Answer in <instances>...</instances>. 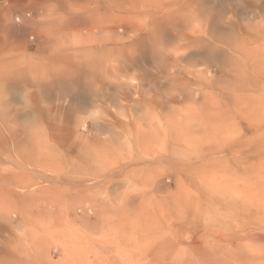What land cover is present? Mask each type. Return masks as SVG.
<instances>
[{
	"label": "rangeland",
	"instance_id": "374dc122",
	"mask_svg": "<svg viewBox=\"0 0 264 264\" xmlns=\"http://www.w3.org/2000/svg\"><path fill=\"white\" fill-rule=\"evenodd\" d=\"M11 1H0V264H34L42 242L68 264L61 230L84 263L138 261L152 245L190 260L200 245L264 252V235L245 237L264 234V0Z\"/></svg>",
	"mask_w": 264,
	"mask_h": 264
},
{
	"label": "bare ground",
	"instance_id": "6f19581e",
	"mask_svg": "<svg viewBox=\"0 0 264 264\" xmlns=\"http://www.w3.org/2000/svg\"><path fill=\"white\" fill-rule=\"evenodd\" d=\"M28 34V33H27ZM28 82V81H27ZM238 98V97H237ZM143 123V122H142ZM141 124V123H140ZM193 130V129H192ZM185 132V131H184ZM189 131H187V133H188ZM191 133V132H190ZM196 135V134H195ZM245 135V134H244ZM252 135V134H251ZM200 138V137H199ZM190 139V138H189ZM189 142H190V140H189ZM200 145V144H199ZM198 145V146H199ZM224 151H227L228 150V148H225V149H223ZM222 150V151H223ZM177 151V150H176ZM178 152V151H177ZM184 152V151H183ZM219 152H221V151H219ZM153 153V152H152ZM181 155V154H180ZM190 155H191V153H190ZM169 156V155H168ZM173 156V155H172ZM247 157H253V158H260L261 157V154L260 155H258V154H256V153H250V154H248V155H246ZM180 157V156H179ZM193 157V156H192ZM243 157V156H242ZM190 158V157H189ZM239 158H241V157H239ZM243 158H245V157H243ZM173 159V158H172ZM185 159V158H184ZM186 159H188V158H186ZM238 159V158H237ZM188 160H190V159H188ZM239 160V159H238ZM144 162V161H143ZM164 163H166V164H168V163H171V160H170V157H167V158H165L164 159V161H163ZM255 162V161H254ZM230 163V162H229ZM156 164V163H155ZM253 164V163H252ZM255 166V165H254ZM180 168V167H179ZM184 170V169H183ZM182 172V171H181ZM244 172V171H243ZM160 174V173H159ZM189 174V173H188ZM116 175V174H115ZM110 176V175H109ZM176 176V175H175ZM176 178V177H175ZM160 179V178H159ZM161 180V179H160ZM159 180V181H160ZM159 181H156V182H159ZM185 181V180H184ZM163 182V181H162ZM170 182V181H169ZM250 182V181H249ZM249 184H251V183H249ZM156 185H158V184H156ZM159 185H160V183H159ZM158 185V187H160ZM254 185V184H253ZM253 185H252V187H253ZM155 187V186H154ZM162 187V186H161ZM166 187V186H165ZM251 187V188H252ZM156 189V188H155ZM154 189V190H155ZM169 189V188H168ZM248 189V188H247ZM167 190V189H166ZM250 190V189H249ZM117 191V190H116ZM157 191H158V189H157ZM159 191H163V190H161V189H159ZM253 191V190H252ZM150 192V191H149ZM195 193V192H194ZM258 192L256 191V193L255 194H257ZM160 194V193H159ZM196 194V193H195ZM128 196V195H127ZM124 197H126V196H124ZM193 198V197H192ZM191 198V199H192ZM213 198V197H212ZM182 200V199H181ZM184 200V199H183ZM263 200V199H262ZM261 197H260V195H256L254 198H253V201H254V204H253V206L255 207V209L256 210H259L260 209V207H261ZM131 201V200H130ZM176 201V200H175ZM174 201V202H175ZM189 201V200H188ZM237 203V202H236ZM113 204V203H112ZM116 204V203H115ZM182 204V203H181ZM180 204V205H181ZM250 204V203H249ZM174 205V204H173ZM247 207H248V202H247ZM131 207V206H130ZM174 207V206H173ZM177 207V206H176ZM183 207V206H182ZM239 207V206H238ZM237 208V207H236ZM114 209V208H113ZM173 209V208H172ZM187 209V208H186ZM189 209V208H188ZM190 211V210H189ZM172 212V211H171ZM196 215H197V213H196ZM197 217V216H196ZM196 222V221H195ZM194 222V223H195ZM191 223V222H190ZM162 226V225H161ZM164 227V226H163ZM178 227V226H177ZM156 228V227H155ZM160 228V227H159ZM162 229V228H161ZM253 230H254V227H253ZM93 231V230H92ZM97 231V230H96ZM95 231V232H96ZM104 231V230H103ZM259 231V230H258ZM258 231H256L255 232V230L254 231H249V232H247V234H246V238H248L250 241H252V242H254V243H256L257 242V240L259 239H261L262 238V235H264L263 233H261L260 234V232H258ZM67 232H68V230H67ZM69 232H70V230H69ZM68 232V233H69ZM107 232V231H106ZM105 232V233H106ZM154 232V231H153ZM58 234H57V237H58V243L59 244H56V245H59L60 246V249H58V257L60 258V262H61V260L63 261V259H66V257L68 258V260L70 261V262H68V264H232L231 262H233V264L234 263H236V264H238L239 262H241V261H243L244 262V260H246L247 259V262L246 263H248V260H250V258H252V260H253V262L255 261L256 263L258 262H261V261H264V252H260V253H252L251 254V256L249 257V254H248V256L246 257V255H245V257L243 256L245 253L244 252H246V251H244V252H242L241 251V255H242V257L241 258H237L236 257V259H237V262H236V259L235 258H233L232 259V257H234V256H238V254L237 255H229V254H224L223 255V252L225 251V250H223V252H222V250L221 249H219V251L218 252H222V254H220V256H215L216 254H215V252H217V251H215V249H212V247L210 248V247H204V246H201L200 244V246H196V249L199 251V256L198 257H196V259H195V257H194V260L193 259H187L186 257H183L182 255H184V253L186 252V248H184V247H180V246H171V245H165V246H163V247H161V248H153L152 250H151V247L153 246L152 244V246L151 247H149L150 249H148V250H146V248H145V250H144V252L142 253V256L139 254V256H141L140 258L141 259H139L138 258V261H132V262H126V263H124V262H121V261H117L116 260V258L117 257H113V255H112V257H113V259H112V257H109V256H105L103 259H100V258H97V260H96V257H95V255L94 254H90V256H92V255H94V260H91L90 259V261L88 260L87 261V263H84V262H81V261H79V260H83L82 259V257H81V259H79L80 257V255L78 256V254H81V253H79V251H81V250H83L82 248H81V250H79V251H77L78 249V247H77V244L75 245H73V243L68 239V238H66V236H65V234L63 233V231L61 230V231H58L57 232ZM67 233V234H68ZM78 233V232H77ZM89 233V232H88ZM88 233H86V234H88ZM190 233V232H189ZM204 233V232H203ZM72 234V233H71ZM74 234H75V232H74ZM73 234V235H74ZM91 234V233H90ZM99 234V233H98ZM149 234H151V233H149ZM176 234V233H175ZM112 235V234H111ZM118 235H120V233L118 234ZM129 235V234H128ZM37 236H38V234H37ZM68 236V235H67ZM69 236H70V234H69ZM78 236V235H77ZM84 236H85V234H84ZM84 236H81V238H83ZM91 236V235H90ZM99 236H101L100 234H99ZM105 236V235H104ZM116 235H114V237H115ZM135 236V235H134ZM137 236V235H136ZM176 236V235H175ZM220 236H221V234H220ZM235 236V235H234ZM229 237L228 239L230 240V239H232L231 241L232 242H237L236 244H238V243H240L241 241L240 240H242V239H240V238H238V236L237 237ZM242 236V235H241ZM72 237V236H71ZM71 237H69V238H71ZM80 237V236H79ZM78 237V238H79ZM88 237H89V235H88ZM94 237V236H93ZM113 237V236H112ZM117 237H119V236H117ZM117 237H115V238H113L114 240H118L117 239ZM120 237H122V240H124V239H127L128 237H126V238H124L123 236H120ZM120 237H119V240L121 241V239H120ZM188 237V236H187ZM75 238V237H74ZM78 238H76V239H78ZM85 238V237H84ZM87 238V237H86ZM100 238V237H99ZM124 238V239H123ZM191 238V237H190ZM264 238V237H263ZM55 240H56V238H54ZM67 239L69 240L68 242H71V243H68L67 242ZM104 239V238H103ZM157 239V238H156ZM225 239V238H224ZM153 240V239H152ZM164 240V239H163ZM162 240V241H163ZM194 240V239H193ZM196 240V239H195ZM43 241V240H42ZM42 241H39V242H42ZM77 241V240H76ZM83 241H84V239H83ZM126 240H124V242H125ZM150 241V240H149ZM158 241V240H157ZM230 241V242H231ZM56 242V241H55ZM80 242H82V241H80ZM88 242V241H87ZM119 242V241H118ZM127 242V241H126ZM161 242V241H160ZM188 242V241H187ZM186 242V243H187ZM224 242V241H223ZM227 242V241H226ZM259 242V241H258ZM38 243V242H37ZM77 243H78V241H77ZM84 243V242H83ZM105 243V242H104ZM155 243V242H154ZM157 243V242H156ZM228 243V242H227ZM80 244V243H79ZM89 243H86V245H88ZM97 245H100V244H98V243H96ZM102 244V243H101ZM125 244V243H124ZM128 244V243H127ZM161 244V243H160ZM206 244V243H205ZM89 245H92V244H89ZM105 246L106 245H108V244H104ZM104 245H102V247L104 246ZM126 245V244H125ZM183 245V244H182ZM202 245H203V243H202ZM218 245H220V244H218ZM221 245H223V244H221ZM227 245V244H226ZM46 244L44 245V242H42V244H39L38 245V248L37 249H35L34 251V254H32V257L33 258H36V260H34L33 262H34V264L35 263H37V264H53V259L50 257V252H49V249L48 248H46ZM79 246V245H78ZM80 246H83V245H80ZM133 247H130V248H134V246H137L136 244L134 245H132ZM146 246V245H145ZM157 246H159V245H157ZM210 246V245H209ZM238 246V245H237ZM264 246V245H263ZM90 247V246H89ZM93 247H95L94 245H93ZM102 247H100V249L102 248ZM115 247V246H114ZM119 247V246H118ZM138 247H140V246H138ZM154 247V246H153ZM224 247V246H223ZM222 247V248H223ZM75 248V249H74ZM123 248V247H122ZM128 248V247H127ZM148 248V247H147ZM215 248V247H214ZM217 248V247H216ZM219 248V247H218ZM227 248V247H226ZM89 249V248H88ZM90 249H92V248H90ZM88 250V251H90V253H91V251L92 250ZM141 249H142V247H141ZM195 249V250H196ZM124 250V249H123ZM131 250V249H130ZM197 250H196V252H197ZM249 250V249H248ZM102 251H103V253L105 254H108L110 251H109V248L108 249H106L105 247H103L102 249H101V251L99 252L98 251V253H102ZM126 251H127V249H126ZM132 251V250H131ZM138 251V250H137ZM189 251V250H188ZM227 251H228V249H227ZM231 251V250H230ZM229 251V252H230ZM238 252L240 251V250H237ZM83 252V251H82ZM128 252V251H127ZM195 252V253H196ZM208 252H210V255L208 254ZM218 252H217V254H218ZM237 252V253H238ZM248 252V251H247ZM78 253V254H77ZM86 253H88V252H86ZM94 253V252H93ZM137 253V252H136ZM139 253V252H138ZM137 253V254H138ZM183 253V254H182ZM225 253H226V251H225ZM231 253V252H230ZM244 253V254H243ZM84 254V253H83ZM186 254H188V253H186ZM189 254H191V253H189ZM197 254V253H196ZM195 254V255H196ZM235 254H236V250H235ZM247 254V253H246ZM85 255V254H84ZM109 255H110V253H109ZM110 255V256H111ZM132 255H133V257H134V254L132 253ZM219 255V254H218ZM222 255V256H221ZM83 256V255H82ZM86 256V255H85ZM101 256H104L103 254L101 255ZM101 256H98V257H101ZM118 256V255H117ZM135 256H136V254H135ZM190 256V255H189ZM191 256H192V254H191ZM240 256V255H239ZM238 256V257H239ZM79 257V258H78ZM93 257V256H92ZM126 257V256H125ZM132 257V256H131ZM79 259V260H78ZM99 259V260H98ZM132 259H135V258H132ZM14 262V261H13ZM243 262H241L242 264H244ZM255 263V264H256Z\"/></svg>",
	"mask_w": 264,
	"mask_h": 264
},
{
	"label": "crops",
	"instance_id": "0c3cea01",
	"mask_svg": "<svg viewBox=\"0 0 264 264\" xmlns=\"http://www.w3.org/2000/svg\"><path fill=\"white\" fill-rule=\"evenodd\" d=\"M26 2L29 3L30 5H32L34 8H39L43 4H45L46 6L53 7L54 5L57 6L58 4L63 3L62 0H44L42 2L40 0H27V1L26 0H13V1H11L12 7H17V8H21L22 5H24ZM112 7L106 6L105 8H112ZM0 8L2 9L3 7L0 6ZM113 8H115V7H113Z\"/></svg>",
	"mask_w": 264,
	"mask_h": 264
}]
</instances>
